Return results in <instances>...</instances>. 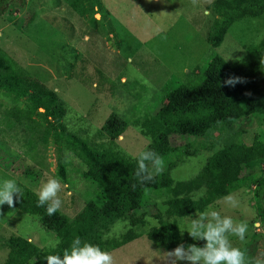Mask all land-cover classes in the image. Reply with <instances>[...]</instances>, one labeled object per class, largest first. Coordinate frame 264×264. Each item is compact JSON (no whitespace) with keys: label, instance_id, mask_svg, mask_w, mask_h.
Instances as JSON below:
<instances>
[{"label":"trees","instance_id":"16d2710c","mask_svg":"<svg viewBox=\"0 0 264 264\" xmlns=\"http://www.w3.org/2000/svg\"><path fill=\"white\" fill-rule=\"evenodd\" d=\"M18 2L0 0V17L8 8L22 10L27 0ZM69 3L82 17L99 21L95 15L97 8L101 10L100 3L94 0H70ZM209 11L213 16L206 40L212 47L220 46L226 35L243 23L257 21L264 27V0H214ZM262 33L249 44L241 42L245 48L242 57L229 61L216 54L206 65L196 63L193 69L183 72L187 82L180 86L172 85L168 80L164 87L167 94L157 112L134 120L141 134L149 139L145 149L155 150L164 161L159 173L149 167L150 180L137 176L135 157L138 155L130 154L120 144L119 138L129 126L127 120L112 112L94 133L87 131L86 137L76 134L68 127V124H76L75 119L69 115L65 121L69 109L59 92L33 76L0 46L2 118L16 122H9L11 128L19 124L26 133L36 136L46 152L52 145L56 148L57 176L64 182H69L72 155L84 165L82 176L100 188L98 197L87 200L75 216L71 217L61 209L49 216L45 207L37 206L34 190L18 183L22 197L16 200L14 196L12 206L36 216L45 228L60 238L61 243L56 249L41 247L31 237L5 230L4 247L8 249L5 264H47L44 257L62 254L74 236L97 243L108 251L144 234L168 252L178 244L201 245L203 241H193L188 234L181 235L178 219L194 216L196 211H203L226 194L252 185H257L259 224L264 232V175L259 173L264 167V137L255 133L248 141L236 127L242 119L264 116V31ZM2 35L0 31V39ZM78 57L76 53L75 58ZM99 73L105 77L102 70ZM229 77L237 78V82L226 84ZM178 78L173 74L172 80ZM231 131H235L234 135L228 138ZM238 134L240 140H236ZM180 135L186 140L179 138ZM175 141L182 144H175ZM202 150H209L211 154L201 170L187 180H175L172 170ZM42 160L36 156L38 163ZM202 188L205 196L194 201V193ZM151 190L165 192L164 212L158 210L157 204L155 214L146 209L144 197ZM149 214L160 223L146 230ZM118 220L129 222L127 230L119 236H108ZM2 230L0 222V232Z\"/></svg>","mask_w":264,"mask_h":264},{"label":"rangeland","instance_id":"374dc122","mask_svg":"<svg viewBox=\"0 0 264 264\" xmlns=\"http://www.w3.org/2000/svg\"><path fill=\"white\" fill-rule=\"evenodd\" d=\"M69 1L27 0L22 10L8 8L0 17L3 32L0 46L33 76L59 92L69 109L65 121L69 115L75 119L76 124H67L76 134L86 137L85 132L94 133L112 112L127 120L129 126L119 139L132 155H138L149 143L134 120L157 112L167 94L164 87L168 80L180 86L187 82L183 72L193 69L196 63L206 65L216 54L229 61L242 57L245 53L242 43L249 44L264 31L260 22L243 23L230 31L220 46L212 47L206 34L213 16L209 5L214 0H94L101 4V10L97 8L95 15L97 22L82 17ZM76 53L78 58H75ZM99 70L105 77L102 78ZM173 74L179 78L172 80ZM9 122L14 121L0 114V177H14L34 191L44 180L59 178L56 148L52 145L46 152L36 136L26 133L19 124L11 128ZM236 127L248 141L255 133L264 137V116L242 119ZM182 137L186 140L179 136ZM228 138L223 139L222 144ZM240 139L238 134L236 140ZM175 144L182 143L175 141ZM210 154L209 150H202L187 157L172 170V177L175 180L193 177ZM36 156L44 159L42 163L36 161ZM70 159L69 182L59 178L62 189L58 195L62 201L60 209L73 217L87 200L98 197L100 188L82 176L84 165H80L77 157L71 155ZM259 173L264 175V167ZM256 186H245L232 193L239 200L234 209L225 207L221 198L210 205L222 214L246 220L249 225L246 240L231 239L249 259H264V232L257 223L260 217ZM164 193L146 192L144 201L149 212L165 211ZM153 214L147 218L146 230L160 223ZM187 220L178 219L181 229ZM0 222L3 226L0 264H5L8 254L4 247L5 230L31 237L41 247L46 246V237H56L36 216L6 203L0 205ZM128 226V221L118 220L107 235L119 236ZM110 252L114 264H175L174 256L145 234Z\"/></svg>","mask_w":264,"mask_h":264},{"label":"clouds","instance_id":"9594fccd","mask_svg":"<svg viewBox=\"0 0 264 264\" xmlns=\"http://www.w3.org/2000/svg\"><path fill=\"white\" fill-rule=\"evenodd\" d=\"M237 78L229 77L225 83L233 85ZM138 162L137 176L143 180L151 179L149 167H153L159 173L164 161L153 149L141 150L135 157ZM62 184L59 178L50 177L44 180L34 191L37 197V206L45 207L46 213L51 216L61 207L59 193ZM16 200L22 197L21 188L14 177H0V205L5 203L12 206ZM205 196L202 188L192 199L198 200ZM225 207L234 209L238 207L239 200L232 194H226L222 198ZM259 223V221H257ZM187 231L193 241H203L201 245L196 243L178 244L170 250L174 256L175 264H264V259H249L245 251L236 246L231 237L239 241L246 240L249 225L246 220H239L231 215L222 214L213 205H208L203 211H196L195 216L189 215L187 223L180 230L181 235ZM61 243L59 237H46L45 245L50 249H56ZM47 264H114V257L110 251L97 243L83 240L80 236H74L71 243L63 248L62 254L53 253L44 257Z\"/></svg>","mask_w":264,"mask_h":264}]
</instances>
